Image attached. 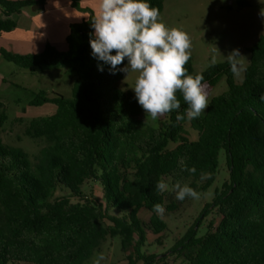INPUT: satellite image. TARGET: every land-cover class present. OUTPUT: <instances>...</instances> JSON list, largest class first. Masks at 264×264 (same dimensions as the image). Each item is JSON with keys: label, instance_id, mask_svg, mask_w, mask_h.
<instances>
[{"label": "trees", "instance_id": "16d2710c", "mask_svg": "<svg viewBox=\"0 0 264 264\" xmlns=\"http://www.w3.org/2000/svg\"><path fill=\"white\" fill-rule=\"evenodd\" d=\"M69 1L72 7L80 2ZM34 3L0 0V35L16 27L11 14ZM150 4L161 13L164 0ZM92 17L69 25L66 50L48 42L37 53L0 47L4 59L30 72L65 67L75 73L70 97L40 90L29 102L55 107L24 129L46 141L32 160L22 148L2 142L6 114L0 101V264H87L108 236H119L121 250L128 251L121 264H167L165 254L142 248L148 232L160 236L168 228L153 205L171 212L183 201L171 189L158 192L156 182L162 178L171 187L179 181L205 191L216 178L220 150L228 179L169 252L186 264H264V35L247 48L241 84L224 61L198 72L208 97L222 75L227 88L209 98L198 118L178 122L177 110L152 119L129 90L117 88L122 72L111 74L107 65L97 69L89 45ZM185 68L195 75L191 56ZM176 95L183 114L187 105ZM187 123L195 139L188 137ZM87 179L100 184V197L83 191ZM141 209L150 212L148 219L140 218ZM212 210L218 220H209L199 235Z\"/></svg>", "mask_w": 264, "mask_h": 264}, {"label": "rangeland", "instance_id": "374dc122", "mask_svg": "<svg viewBox=\"0 0 264 264\" xmlns=\"http://www.w3.org/2000/svg\"><path fill=\"white\" fill-rule=\"evenodd\" d=\"M48 1L50 2V0H36V3L26 6V10L30 14L39 12L41 8L33 10V7L44 2L48 4ZM241 1H244L245 5H239L238 0H164L160 18L170 27L183 30L190 37L189 53L192 58L194 74L210 65L214 48L217 47L222 54H227L233 48H237L243 55L240 58L243 71L239 76L233 75V78L235 83H242L244 69L249 63L247 48L255 43L260 35H264V17L260 16L264 4H261L259 0ZM97 5L98 0H81L78 7L73 9L79 17L82 14L84 16V18H80L79 22L86 20L91 13L94 15ZM44 7L48 6L45 4ZM41 18L35 19L40 21L43 26L40 29L41 35L49 41L57 40L59 32L48 29L51 20L46 21ZM3 45V48L10 52L24 54L19 52L17 44L10 40L4 42ZM57 45L55 46L57 49L66 50L64 38L63 49ZM219 51L216 52L217 62H223L224 58ZM125 75L122 72V78L117 88L129 90L134 95L131 86L134 84L137 74L129 72L126 77ZM74 78L75 73L68 71L65 67L30 72L14 62L7 61L0 54V101L6 114L2 126V142L11 147L22 148L28 154L29 159H34L46 141L43 138H32L25 135L24 129L31 119L49 115L53 113L55 107L51 103L30 105L29 102L33 94L40 90L47 91L49 95L60 93L65 97H70ZM226 88V79L222 75L212 88L208 99L226 90ZM185 127L188 137L195 139L196 131L188 123ZM227 179L225 152L220 150L217 174L213 183L205 191L198 193V198H190L180 203L175 211L169 212L164 208V213L160 215L167 222L168 228L160 233V236L148 232L147 241L142 248L143 252L146 254H165L167 264H186L182 256L172 254L169 250L192 224L203 205L212 200L215 188H220ZM169 188L171 189L170 186ZM82 189L86 193L101 196V186L93 179H87ZM59 193L58 191L57 194ZM149 214L150 212L146 209H141L139 212L140 218L144 220L148 219ZM211 219L218 220L215 210H212L203 220L198 231L199 235L206 231V225ZM127 252L121 250L119 236H108L91 259L87 261V264H92L93 259L101 254L104 259L100 264H121L125 261Z\"/></svg>", "mask_w": 264, "mask_h": 264}, {"label": "clouds", "instance_id": "9594fccd", "mask_svg": "<svg viewBox=\"0 0 264 264\" xmlns=\"http://www.w3.org/2000/svg\"><path fill=\"white\" fill-rule=\"evenodd\" d=\"M264 4V0H259ZM264 17V8L260 11ZM89 45L95 58L97 69L108 66L111 74L116 72H135L137 75L131 89L135 99L145 114L152 119L177 110L176 121L198 118L209 105L208 94L202 74H189L185 65L190 59V37L186 32L170 27L161 18L159 9L151 6L150 0H98L97 9L91 18ZM213 49L210 66L217 63ZM224 62L234 76L243 71L239 49L233 48L222 54ZM126 61V63H125ZM179 92L187 108L183 114L180 109ZM264 100V94L261 95ZM184 167V161H179ZM195 172V169H189ZM203 178V176H202ZM158 192L169 191V184L158 179L155 185ZM174 198H198V192L189 184L179 181L171 186ZM157 214L164 213L161 203L152 209ZM103 255L96 256L92 264H100Z\"/></svg>", "mask_w": 264, "mask_h": 264}, {"label": "crops", "instance_id": "0c3cea01", "mask_svg": "<svg viewBox=\"0 0 264 264\" xmlns=\"http://www.w3.org/2000/svg\"><path fill=\"white\" fill-rule=\"evenodd\" d=\"M81 1V0H80ZM45 4L48 7H44ZM41 8V9H39ZM39 9V12L30 14L26 7L19 13H13L10 17L16 22V27L0 35V47H4L3 43L7 40L17 44L18 51L21 53H37L42 51L45 44L51 43L60 46L63 49V38L65 47V36L69 31V25L74 22H79L80 18H84L83 14L80 17L74 12V7L71 6L69 0H50L47 3H40L33 7V10ZM3 14L0 10V17ZM37 17L46 21L51 20L48 29L56 30L59 32L57 40L49 41L45 36H42L40 31L43 26L40 21L35 20ZM43 23V22H42ZM55 45V46H56Z\"/></svg>", "mask_w": 264, "mask_h": 264}]
</instances>
